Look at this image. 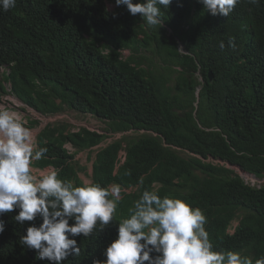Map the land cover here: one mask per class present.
<instances>
[{"label":"trees","instance_id":"1","mask_svg":"<svg viewBox=\"0 0 264 264\" xmlns=\"http://www.w3.org/2000/svg\"><path fill=\"white\" fill-rule=\"evenodd\" d=\"M109 2L115 0H17L0 10V68L10 69L0 73V90L11 82L44 114L74 108L108 120L114 132L134 131L103 147L94 165L96 184L136 189L121 188L116 222L129 217L144 190L180 198L207 213L214 250L238 251L254 264L264 257V185L210 157L264 179V0H241L228 18L206 12L200 0H172L168 9L160 6L162 24L154 27ZM53 126L41 134L49 157L37 165H54L74 186L85 184L65 144L81 151L106 136ZM124 141L126 160L117 168ZM16 214L0 216V264H50L19 243V229L31 224L16 223ZM117 229L78 236L80 255L63 264L106 259Z\"/></svg>","mask_w":264,"mask_h":264},{"label":"clouds","instance_id":"2","mask_svg":"<svg viewBox=\"0 0 264 264\" xmlns=\"http://www.w3.org/2000/svg\"><path fill=\"white\" fill-rule=\"evenodd\" d=\"M247 2L258 5L260 0ZM16 3L17 0H0V10L15 8ZM171 3L172 0H145L141 3L115 0V3L112 2L114 7L109 6L111 9L126 6L132 16L139 14L147 26L154 27L162 24L160 6L168 9ZM200 3L211 15L228 18L241 0H200ZM227 46L236 49L234 38H229ZM219 47L225 48L224 41ZM6 68L1 67L0 73H5ZM4 84L5 91L0 90V216L18 211L13 220L20 225L25 222L31 224L25 233L19 229L22 234L19 243L26 247L25 251L34 250L38 259L47 260L50 264H63L69 257L80 255L78 236L90 237L96 230L104 231L118 224L117 238L102 253L106 259L94 260L93 264H253L250 257L242 256L238 251L214 250L205 228L207 213L180 198H161L156 191L144 190L129 209V217L116 222L122 187L115 183L107 187L96 184L94 165L103 147L134 131L114 132L108 120L74 108L44 114L19 98L11 82L4 81ZM30 111L40 117L32 118ZM75 117L78 119L74 120ZM88 117L94 118L91 123L94 129L80 122ZM58 119L64 120L61 123L66 128L64 133H76L86 128L106 136L100 144L81 151L72 142L65 144L72 156L70 162L78 170L80 178L87 167L79 163L78 153H89L88 159L93 161L91 183L81 178L85 184L74 186L77 185L76 180L68 182L54 165H37L40 160L49 157L44 155L49 147L41 145V134ZM123 145L117 168L126 160L125 141ZM211 159L235 168L230 162ZM237 167L238 172L246 173L240 172L247 183L261 185L253 182L260 179L255 174ZM122 190L131 193L136 189ZM4 231L5 224L0 219V233ZM254 264H264V257L256 259Z\"/></svg>","mask_w":264,"mask_h":264},{"label":"rangeland","instance_id":"3","mask_svg":"<svg viewBox=\"0 0 264 264\" xmlns=\"http://www.w3.org/2000/svg\"><path fill=\"white\" fill-rule=\"evenodd\" d=\"M111 7H114V5H112V2H109ZM179 46L181 49H184V45L183 43H179ZM129 53V51L127 52ZM30 116H32V114H30ZM74 120H77L78 117L73 118ZM87 122H94V119H92L91 117L86 118ZM64 122V120L58 119L55 120L53 122V125H61V123ZM87 122H82L85 123L84 125H86L87 127L93 128L91 126V124L87 123ZM89 153L87 151H82L80 153H78V161L81 165L87 167V170L81 173V178L84 179L87 183H91L93 181L92 179V173H93V161L88 159ZM94 157V156H93ZM95 158V157H94ZM235 168H239L237 166H235ZM241 173H244L243 171L240 170ZM246 174V173H244ZM256 179V178H255ZM253 182L255 184H263L264 185V179L260 180H253ZM237 222V221H236ZM235 222V223H236Z\"/></svg>","mask_w":264,"mask_h":264},{"label":"bare ground","instance_id":"4","mask_svg":"<svg viewBox=\"0 0 264 264\" xmlns=\"http://www.w3.org/2000/svg\"><path fill=\"white\" fill-rule=\"evenodd\" d=\"M184 48H185V47H184ZM127 52H128V51H127ZM129 53H130V52H129ZM129 53H127V55H128ZM30 114H32V116H31L32 118H39V117H40V116H37L36 114H34L32 111L29 112V115H30ZM91 118L94 119L93 117H91ZM89 128H90V127H89ZM90 129H91V128H90ZM92 129H94V128H92ZM233 225H234V226L230 228V231H234L235 226H236V223L234 222Z\"/></svg>","mask_w":264,"mask_h":264},{"label":"water","instance_id":"5","mask_svg":"<svg viewBox=\"0 0 264 264\" xmlns=\"http://www.w3.org/2000/svg\"><path fill=\"white\" fill-rule=\"evenodd\" d=\"M209 78H210V80H213L214 79V74H213L212 71L209 72Z\"/></svg>","mask_w":264,"mask_h":264},{"label":"built area","instance_id":"6","mask_svg":"<svg viewBox=\"0 0 264 264\" xmlns=\"http://www.w3.org/2000/svg\"><path fill=\"white\" fill-rule=\"evenodd\" d=\"M80 122H87V121H86V119H84V120H82V121H80ZM87 123L91 124V123H93V122H87Z\"/></svg>","mask_w":264,"mask_h":264}]
</instances>
